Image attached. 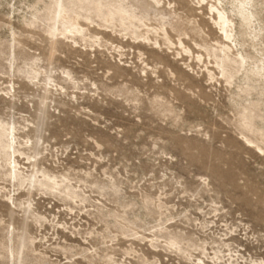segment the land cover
I'll return each instance as SVG.
<instances>
[{
  "label": "rangeland",
  "instance_id": "obj_1",
  "mask_svg": "<svg viewBox=\"0 0 264 264\" xmlns=\"http://www.w3.org/2000/svg\"><path fill=\"white\" fill-rule=\"evenodd\" d=\"M50 1L0 0V122L17 129L25 176L65 180L84 201L18 189L0 167V264H19L21 239L23 264H264V0L255 48L231 16L251 59L226 78L214 55L237 49L216 0H120L150 42L80 11L93 24L81 20L77 44Z\"/></svg>",
  "mask_w": 264,
  "mask_h": 264
},
{
  "label": "bare ground",
  "instance_id": "obj_2",
  "mask_svg": "<svg viewBox=\"0 0 264 264\" xmlns=\"http://www.w3.org/2000/svg\"><path fill=\"white\" fill-rule=\"evenodd\" d=\"M201 1L205 3L207 0ZM153 2L157 6H161L160 0H153ZM254 8L253 0H216V4L211 5L210 11L216 16V24L224 34L223 36H225L227 42L232 45L234 44L236 49L238 47L237 45H241L242 43L237 40L235 23L231 16L236 17L239 20V26L247 30L246 35L249 36L252 41V48H255L254 41L260 39L262 30H258L254 25L256 21ZM136 10L137 8L135 5L127 7L124 6L120 0H51L46 8L47 18L53 21L54 24L60 25L65 29V33L63 34L64 40L72 41L74 44H77L76 37L85 39L87 36L86 33L88 29L83 27L81 20L85 21L89 26L93 24L90 22V18L81 17L79 15L80 11L94 15L106 23H114L115 20L118 19L122 26L125 27L126 33L135 36L136 39L143 38L145 41L150 42L149 38H144L142 34H138L137 30L142 27L146 31V34H149L154 31V28L151 29L148 27L144 18L139 16ZM137 25H139V27ZM98 28H100V26H98ZM98 30L101 31L100 29ZM68 35L72 36L69 37ZM164 36L167 38V41H169L165 31ZM154 44L159 46L157 41H155ZM180 46L183 48V51L189 53V50L183 47V43L180 42ZM231 50V46L223 45L220 47V52L223 56L218 57L214 55L217 65L221 69V74L225 78L230 75V72L227 70L230 65H235L237 69L241 70L249 64V60L251 59L248 54H244L240 49H237L235 55L231 57ZM256 64L255 75L264 77L263 57L259 58ZM209 75L212 77L211 72H209ZM21 145L22 144L18 141L17 129L0 122V167L7 168L5 174L10 178V181H13L14 186L21 189L25 183L28 182L32 190L50 193L52 195L59 194L70 200L84 201L82 196L78 194L73 187L65 184V180L59 181L55 176H51L39 169H36L34 174L25 176L19 161L20 156L23 155L19 149ZM8 199L15 208H20L22 206L21 202L16 204L14 198L8 197ZM41 218L40 215L34 217L35 221L38 223ZM167 230V228H164L160 232H167ZM35 243L36 241L32 239L31 242H29V246L34 247ZM179 244L180 242L177 239L167 243V245L174 247L178 252L182 253L183 250ZM28 248L26 243L22 242L21 239L18 247L11 249L10 256L12 260H17L19 264H23L26 254L25 250ZM31 251L35 253L36 249ZM233 258L234 257L231 256L229 264H237V261ZM40 259H43V257L40 256ZM199 262L204 263L202 260H199Z\"/></svg>",
  "mask_w": 264,
  "mask_h": 264
}]
</instances>
